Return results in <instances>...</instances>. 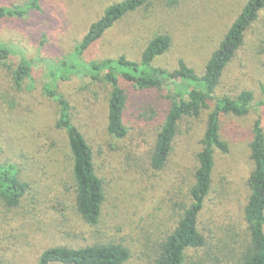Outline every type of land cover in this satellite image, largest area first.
Returning <instances> with one entry per match:
<instances>
[{"label":"trees","instance_id":"16d2710c","mask_svg":"<svg viewBox=\"0 0 264 264\" xmlns=\"http://www.w3.org/2000/svg\"><path fill=\"white\" fill-rule=\"evenodd\" d=\"M157 1L121 0L109 5L91 23L75 52L53 64L51 82L45 86L44 93L47 99L57 103L53 129L66 142L65 148H60L51 141L42 162L44 170L53 163L56 170L54 176L61 182L62 178L59 177L63 175L64 162L59 161V156L64 157L66 167L69 161L67 171L70 185L66 188L71 192V197H63L64 200L57 198L56 203L53 199L49 200L43 190L40 193L42 184L38 186L39 180L32 182L29 179L31 176L26 171L23 158L31 168L39 166L40 162L23 156L9 159L4 148L0 147V244L7 237L25 235L22 230L26 227L43 231L41 219L50 214L51 226H64L71 222L68 212H72L77 219L73 229H78L80 222L93 234L83 242L72 239L64 243L53 241L46 244L40 241L35 247L38 249L37 256L31 264H134L133 260H138L140 264H264V126L261 119H257L252 128L249 149L253 170L247 179L248 194L241 211L236 214L228 211L225 217L216 214L221 211L211 198L216 154L230 151L221 135L220 118L223 115L246 117L256 101L252 91L224 96H218L217 92L227 69L243 51L251 33L260 32V48L264 49V0H244L239 5L232 24L217 47L210 52L200 71L185 59H178L173 67L157 65L172 51L173 38L169 33L153 34L143 44L138 60L122 54L117 58L108 57L90 63L81 61V56L101 42L119 23L138 12L149 11ZM161 1L169 10L164 11L171 16L198 0ZM1 2L0 23L6 19L28 18L32 10L39 8L40 0H30L25 7L16 4L7 6ZM13 53L12 48L0 42V64L13 69V83L22 89L24 82L31 79L32 62L23 58L15 64L12 61ZM77 77H84L92 85L105 86L109 90L105 132L115 140H123L130 133L126 121L129 88L167 94L170 100L167 114L147 162L143 161L137 173L142 178L145 176L142 171L147 169L146 163L157 172L166 168L184 123L199 119L210 111L211 102L214 103L203 128L201 148L197 153L188 193L189 201L175 203L172 215L175 225L172 228L142 236L138 247L133 248L124 240H105L101 234L98 237L94 235L95 230L99 234L97 228L104 218L108 193L100 163V144L89 139L84 130H87V126L80 120L77 107L57 89L59 82H70ZM257 106L264 109V100ZM16 118L18 120L15 116L5 119L0 128L6 127L15 133L21 127L19 117ZM127 165L133 168L139 164L134 165L128 158ZM50 202H53L51 206ZM52 211H56L57 221H54ZM0 264L5 263L0 261Z\"/></svg>","mask_w":264,"mask_h":264},{"label":"rangeland","instance_id":"374dc122","mask_svg":"<svg viewBox=\"0 0 264 264\" xmlns=\"http://www.w3.org/2000/svg\"><path fill=\"white\" fill-rule=\"evenodd\" d=\"M0 1L7 6L16 4L25 7L30 3V0ZM119 1L40 0L39 8L32 10L28 18L6 19L0 23V42L12 48V61L16 64L25 58L32 62L31 79L24 82L22 89L13 83V69L9 70L0 64V124L13 116L16 120L19 117L21 123L15 133L6 127L0 128V147L4 148L9 159L23 156L40 162L39 166L31 168L30 163L23 158L26 171L31 176L29 179L32 182L39 180L38 186L42 184L40 193L43 190V194L49 200L53 199L54 203L57 198L71 197V192L66 188L70 185L67 171L69 161L66 167L64 157L59 156V161L64 162L63 175L59 177L62 178L61 182L54 176L56 170L53 169V163L44 170L42 158L47 156L51 141L60 148H65L66 142L53 129L58 107L56 102L47 99L44 88L51 82L53 64L71 56L91 23L103 14L105 8ZM243 1L198 0L190 7L168 16L164 11L168 9L163 1L158 0L149 11L143 10L119 23L80 59L90 63L126 54L138 60L143 44L153 34L169 33L173 38L172 51L157 65L173 67L178 59H185L200 71L210 52L217 47L232 24ZM261 39L259 31L250 34L243 51L227 69L217 92L218 96H224L252 91L256 100L248 116L237 118L223 115L220 118L221 135L230 151L216 154L211 198L221 211L216 214L224 217L228 211L231 214L239 213L245 203L247 179L253 170L249 149L252 128L257 119H261L264 126V109L257 106L264 100V49L260 48ZM83 78L59 82L57 89L77 107L80 120L87 126V130H84L89 139L100 144V163L108 193L104 218L97 228L99 234L95 230L94 235L98 237L101 234L105 240H124L135 248L141 244L142 236L172 228L175 225V219H172L175 203L189 201L188 193L197 153L201 148L203 128L214 103L211 102L210 111H206L199 119L184 123L166 168L157 172L146 163L147 169L142 171L145 173L142 178L137 173L143 161L147 162L159 127L167 114L170 105L167 94L129 88L126 121L130 133L123 140H115L105 132L109 90L105 86H94ZM128 158L134 165H139L133 168L128 166ZM52 212L54 221H57L56 211ZM68 215L71 222L64 226H51L50 214L41 219L43 231L26 227L22 230L25 235L7 237L0 244V261L5 264H31L37 256L38 249L35 247L40 241L46 244L53 241L64 243L72 239L83 242L93 236L80 222L79 228L73 229L77 219L72 212H68ZM132 263L140 264L138 260Z\"/></svg>","mask_w":264,"mask_h":264}]
</instances>
